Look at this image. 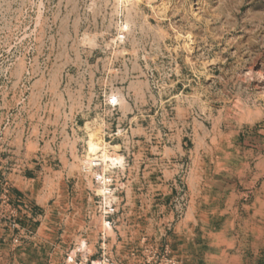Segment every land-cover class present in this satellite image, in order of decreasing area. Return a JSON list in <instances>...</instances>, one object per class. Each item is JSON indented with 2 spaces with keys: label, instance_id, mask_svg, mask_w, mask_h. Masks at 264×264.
I'll return each mask as SVG.
<instances>
[{
  "label": "rangeland",
  "instance_id": "obj_1",
  "mask_svg": "<svg viewBox=\"0 0 264 264\" xmlns=\"http://www.w3.org/2000/svg\"><path fill=\"white\" fill-rule=\"evenodd\" d=\"M0 194L54 264H264V0H0Z\"/></svg>",
  "mask_w": 264,
  "mask_h": 264
},
{
  "label": "crops",
  "instance_id": "obj_2",
  "mask_svg": "<svg viewBox=\"0 0 264 264\" xmlns=\"http://www.w3.org/2000/svg\"><path fill=\"white\" fill-rule=\"evenodd\" d=\"M39 210V209H38ZM40 211V210H39ZM14 232L9 229L0 230V264H54L50 250H46L47 243L40 246L34 241H26L21 246L13 243ZM64 241V242H63ZM60 243H66V240ZM50 244V243H49ZM60 264H73L61 255ZM80 264V263H77Z\"/></svg>",
  "mask_w": 264,
  "mask_h": 264
},
{
  "label": "built area",
  "instance_id": "obj_3",
  "mask_svg": "<svg viewBox=\"0 0 264 264\" xmlns=\"http://www.w3.org/2000/svg\"><path fill=\"white\" fill-rule=\"evenodd\" d=\"M12 200L6 195L0 194V230L4 227H10L13 228V222L15 221L16 212L15 209L12 208ZM17 241V240H16ZM166 261H169L168 264H179L178 261L173 259H168ZM155 264H163L156 262Z\"/></svg>",
  "mask_w": 264,
  "mask_h": 264
}]
</instances>
